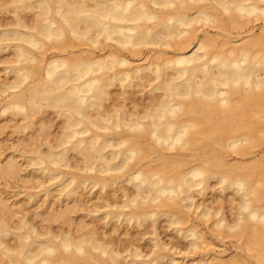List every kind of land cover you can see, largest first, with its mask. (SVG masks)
I'll return each instance as SVG.
<instances>
[{"label":"bare ground","instance_id":"1","mask_svg":"<svg viewBox=\"0 0 264 264\" xmlns=\"http://www.w3.org/2000/svg\"><path fill=\"white\" fill-rule=\"evenodd\" d=\"M9 5L15 12L0 26V51H11L12 59L4 67L0 116L21 117L18 130L37 123L41 127L31 134L32 142L23 140L35 146L25 152L14 149L17 156L0 160V176H17L22 166L17 158L23 157L34 172L29 178L35 173L47 178L33 188L55 185L59 195L79 206L100 200L86 215L102 226L86 230L88 222L83 221L79 227L84 224L85 233L79 236L72 231L56 234L50 227L43 234L25 213L16 226L2 217L0 258L7 256L15 264H177L166 253L176 247L163 242L158 231L161 217L175 228L183 223L184 215L173 213L175 206L194 209L206 220L217 217L222 233L264 241V208L254 204L262 196L248 175L253 169L228 164L219 149L227 136V148L237 155L249 153L263 140L256 131H264V123L246 131L233 127L236 117L250 114L251 106H264L263 44L221 43L209 30L221 27L218 12L233 21L264 19V0H9ZM20 10L33 12V17L25 18ZM74 40L103 46L102 51L107 46L109 53L81 49L66 56L59 51L45 62L38 59L37 51L60 50ZM147 47L156 57L130 66L123 51L134 55ZM118 85L112 98L111 88ZM138 92L139 98L133 97ZM39 114L47 116L36 120ZM53 116L60 121L50 139L47 129ZM145 159L158 163L148 166ZM212 179L239 198L232 223L221 209L196 199ZM120 184L121 195L114 200L91 192L86 200L78 193L98 187L106 195ZM260 184L264 187V179ZM52 190H45V196ZM0 207L10 210L1 198ZM69 210L48 217L65 220ZM113 221L131 237L105 238L104 227ZM145 223H150L149 230H135ZM251 230L256 236H250ZM148 235L149 252L139 243ZM181 237L191 238L192 248L198 246L194 228Z\"/></svg>","mask_w":264,"mask_h":264},{"label":"rangeland","instance_id":"2","mask_svg":"<svg viewBox=\"0 0 264 264\" xmlns=\"http://www.w3.org/2000/svg\"><path fill=\"white\" fill-rule=\"evenodd\" d=\"M20 11V14L25 18H28L29 20L33 17V12L22 10ZM14 12L15 10L13 9V6L9 5V0H0V26L5 25L7 22H9L13 18ZM217 17L222 20L221 27L209 28V30L211 32V35L221 43H225V41H232L233 44L231 45L236 46L245 44L246 42H253L257 40L258 42L263 44L264 48V19L248 21L245 18H242L238 21H233L228 20L225 15L221 14V12L217 13ZM201 28L206 27L204 26ZM200 34L203 35V32L201 31ZM226 37H228L229 40H227ZM2 45L3 44L0 42V46ZM102 47L103 46L93 47L89 43L74 40L65 45L63 49L57 50L49 47L45 50L37 51V53L41 54L38 55V59L44 62L59 51H61L59 53L64 56L70 54L72 51L76 52L81 49L84 51L89 50V52L96 51L97 54L107 56L109 53L108 47L106 46V49L104 51H102ZM151 50L152 47L143 48L141 51L137 52L134 55L128 49L124 50L123 52L126 56H128V59L131 63L130 66H136L144 64L147 61L148 56H151L153 58L156 57L154 51ZM10 59H12L11 51H0V86L2 82L6 81V71L4 70V67L10 61ZM33 64L35 63H30V65ZM118 90H120L119 85L111 88L112 98L117 97L115 92ZM139 96V92L133 94V97L139 98ZM106 103L109 104V101H107ZM250 109V114L245 116H238L235 118L236 121L233 122V127L239 129L240 131H246L248 128L256 127L255 125L257 124L263 125L264 106L254 105L251 106ZM48 112L51 113L53 111L49 110ZM44 116H47V114H39L37 115L36 120H39ZM59 121L60 120L58 118L53 116L52 122L49 125L50 127L47 129L50 139H54V137L56 136V132L58 130L57 124ZM22 122L23 121L21 120V117L12 118L7 116H0V152L2 153L0 155V160H3V163H5L7 160L5 158L6 155H18L17 153L13 152L14 149L25 152L27 149L29 150L31 146H35V144H29V146L27 144L25 145V142L23 140L27 141L26 143L32 142L31 134L38 128H40L41 124L37 123L33 128H29L24 131L16 129V126L20 125ZM256 135L263 138V140L247 154L237 155L227 148V140L230 136H227L225 138L222 143L223 147H220L219 149L223 154V158L228 164H236L241 166L244 165L249 166L253 169L252 173H248L250 184L252 188H257L260 191V194L257 195L262 196V198L256 200L254 204L258 208H264V187L260 184V182L264 179V131L258 130L256 131ZM39 141L40 140L37 139L34 140V142L37 143H39ZM171 152L169 153H175V151ZM187 154H189V152ZM173 156L177 155L174 154ZM149 159L151 160V158ZM17 160L18 163L22 165L20 166L21 171H19L17 176H3L2 178L0 176V198L4 200V203H6L10 209L8 210L9 212H5L0 207V220L2 217H5L6 219H8L10 224L16 226L19 218L23 217L25 213L27 215V218L29 219V222L31 224L34 223V225H36L37 229H39L40 232L43 231L41 232L43 234H45L50 227L53 229L51 231L54 233L56 232V234H59L62 231H72V233H74V236H79L82 233H85L83 227L86 226L82 224V228L79 227V225L81 224L80 222H88V224H86L88 225L86 230L94 225H98V227L102 226V223H99L96 219L91 220L90 216L87 217L86 215V213L90 211L89 206L95 203H99L100 200L93 199L89 202V205L80 204L79 206L78 204H75L73 201H71V199H67L62 195H59L57 188H54L55 185L54 187L52 185H50L49 187V183H46V187H43L42 189L33 188L36 187L41 181H45L47 178H43L40 173H35V178H29L28 175H32V173L34 172H32L30 170V167L27 166L26 160L23 159V157H19L17 158ZM148 160H144L146 164L148 163V166L156 167L158 162H154L156 163L155 165L154 163L150 164V161ZM186 160L193 161L194 159L191 158L190 160V157H187ZM144 161H142L143 167H145L146 165H144ZM148 166L146 165V167ZM124 185L129 187L131 186L130 184L126 183ZM220 186L221 184L217 179L210 180L209 188L207 189L205 194L197 195L196 199L199 204L204 205L210 209H221L227 220L232 223L236 218V206L239 203V198L237 195H233L234 193L231 189L221 190ZM48 187L50 189H53L50 196H48L49 199L47 196H45V190L49 189ZM120 187H123V185L120 184L118 185V187L115 185L112 186L107 190L106 195L104 193L100 195L97 191L98 187L97 189L93 188L92 191L90 187L86 189L81 188L78 190V193L80 194V196L82 195L83 197H85L86 200L88 199L87 196L91 193H93L92 196L97 197L108 195V198L110 200H114L121 195ZM28 194H32L36 197L34 198V200H31ZM47 200H49L50 202L48 201L47 203ZM61 204H63V208L60 207ZM65 208L71 209L69 210L70 214L67 212L69 215L68 217H66L67 220L59 219L57 221L49 218L52 217V214H57L58 211L60 212V210L65 211ZM178 209H180L181 212H178ZM173 213H175L176 215L180 213L179 216L184 215L183 223L179 226H176L177 228H175L174 225V227L170 226L168 218L161 217L158 221V231L160 234V238L163 239V242L167 243L170 246L173 245L177 248V250H175L176 248H174V251L168 249L166 250V253L169 256L174 257L177 260V264H187L191 260H204L207 261L208 264H264V241L261 243H256L253 242L251 238H248V236H235L230 233H222L221 229L216 226L217 217L212 216L209 220H206L199 214V212L194 209H183L182 207L175 206ZM104 228L105 231L108 230V233L104 235L105 238L114 237V239L121 238L126 240L131 237V235L125 233L126 230H124L122 227H119L117 221L111 222L109 226H105ZM193 228L200 236V238L197 240L198 246L196 248L191 247V238L181 237V234L183 232L185 233V231ZM149 229L150 223H145V227L136 228L135 230L144 232ZM177 229H180L181 233H178ZM132 232L134 231L132 230ZM253 232V230L250 231V236L251 234L252 236H256V234ZM12 237L13 236H9V239L7 238V240L10 241L9 243L11 245L15 244V241L13 240L14 238ZM149 237H151V235L146 236V240L139 242L147 252L152 249V242L149 240ZM149 259L150 258H146L147 261ZM60 262L58 261L57 264H59ZM0 264L15 263L11 262L7 256H2L0 258ZM94 264L98 263L94 262ZM159 264L172 263L169 260H163Z\"/></svg>","mask_w":264,"mask_h":264}]
</instances>
